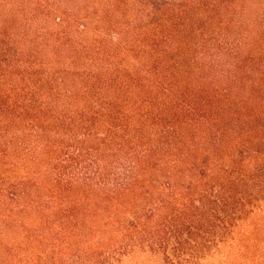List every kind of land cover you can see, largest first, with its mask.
Listing matches in <instances>:
<instances>
[{"label":"trees","instance_id":"16d2710c","mask_svg":"<svg viewBox=\"0 0 264 264\" xmlns=\"http://www.w3.org/2000/svg\"><path fill=\"white\" fill-rule=\"evenodd\" d=\"M137 252L264 264V0H0V264Z\"/></svg>","mask_w":264,"mask_h":264},{"label":"rangeland","instance_id":"374dc122","mask_svg":"<svg viewBox=\"0 0 264 264\" xmlns=\"http://www.w3.org/2000/svg\"><path fill=\"white\" fill-rule=\"evenodd\" d=\"M70 4H75V0H70ZM47 26L52 27V22ZM116 264H164V261L161 257L137 252L133 256L121 258Z\"/></svg>","mask_w":264,"mask_h":264}]
</instances>
